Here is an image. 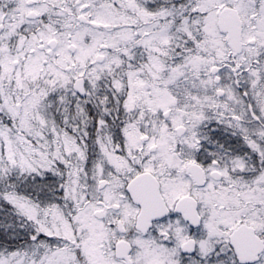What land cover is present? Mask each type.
<instances>
[{
	"label": "snow or ice",
	"instance_id": "1",
	"mask_svg": "<svg viewBox=\"0 0 264 264\" xmlns=\"http://www.w3.org/2000/svg\"><path fill=\"white\" fill-rule=\"evenodd\" d=\"M0 264H264V0H0Z\"/></svg>",
	"mask_w": 264,
	"mask_h": 264
}]
</instances>
